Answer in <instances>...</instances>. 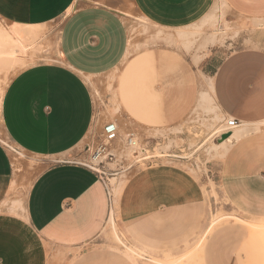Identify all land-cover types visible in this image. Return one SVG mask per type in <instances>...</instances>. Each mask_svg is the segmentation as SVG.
<instances>
[{"label": "crops", "instance_id": "crops-1", "mask_svg": "<svg viewBox=\"0 0 264 264\" xmlns=\"http://www.w3.org/2000/svg\"><path fill=\"white\" fill-rule=\"evenodd\" d=\"M131 1L150 22L166 28L197 22L215 2ZM121 6V0H0V18L11 24L41 26L61 19V60L21 70L2 97L8 138L47 165L30 181L16 173L0 141V264H48L52 248L89 242L113 212L128 235L174 256L187 250L193 233L196 243L208 226L202 229L205 190L180 168L141 172L111 190L110 197L100 174L64 156L94 123L88 80L114 69L126 55L128 27ZM198 67L211 80L220 110L238 122L220 164L236 168L229 194L264 196V172L259 177L253 169L264 168V132L242 129L264 122V48H241L225 56L210 49ZM236 217L243 221L222 222L207 234L198 253L202 264H263V240L250 224L261 219Z\"/></svg>", "mask_w": 264, "mask_h": 264}, {"label": "rangeland", "instance_id": "rangeland-1", "mask_svg": "<svg viewBox=\"0 0 264 264\" xmlns=\"http://www.w3.org/2000/svg\"><path fill=\"white\" fill-rule=\"evenodd\" d=\"M121 2L119 9L128 27L126 55L114 69L88 80L95 100L94 123L64 156L96 165L100 162L95 167L113 193L117 186L128 185L146 170L180 168L205 190L202 229L211 222H216V226L235 220L224 218L226 215L255 216L261 220L254 222L264 224L262 194H229V181L236 168L220 164L231 141L220 145L217 142L222 132L231 129L226 123L230 118L218 107L211 80L198 67L210 49H219L221 56H225L241 48H264V0H215L200 20L180 28L158 26L145 18L131 0ZM60 20L41 26L18 23L24 48L3 44L0 108L4 91L18 72L41 62L61 60ZM0 25L9 30L14 27L1 18ZM214 39L215 44L211 43ZM10 47L14 51L11 56L4 53ZM109 122L115 123L119 131L118 138L106 144L105 153L109 151L112 156L103 153L94 161L93 154L105 142L103 127ZM242 129L264 132V122L243 125ZM128 132H134L136 145L126 144L124 138ZM0 141L10 151L16 173H25L30 181L47 165L43 158L13 144L4 130L1 112ZM142 155L151 156L138 160ZM253 169L257 176L263 175L264 168ZM113 219L114 226L110 227L108 219L89 242L77 247L52 248L48 264H155V259L181 262L190 256L194 263L201 260L198 253L208 226L198 235L196 243L194 233L190 235L193 238L187 250L181 256H174L170 252L158 253L128 235L114 212ZM258 234L264 245V232ZM129 249L135 253H128ZM93 253L95 257L90 259Z\"/></svg>", "mask_w": 264, "mask_h": 264}, {"label": "bare ground", "instance_id": "bare-ground-1", "mask_svg": "<svg viewBox=\"0 0 264 264\" xmlns=\"http://www.w3.org/2000/svg\"><path fill=\"white\" fill-rule=\"evenodd\" d=\"M12 25L14 26L13 28H11L10 30L9 29H6V28H3V27H0V55L3 53V49H1V47L3 46V44L5 43H8L10 46H17L19 48H24V46L22 45L21 46V42H20V32H19V24L18 23H12ZM1 26V25H0ZM216 40H212L211 43H214ZM3 48V47H2ZM13 48L10 47V49H8L7 51L4 50V53H9L10 56L11 55H14L13 54ZM3 57V56H0V58ZM9 58V57H8ZM22 63V62H21ZM228 120V119H227ZM234 128V127H233ZM222 132V131H221ZM223 133H226L228 134V136L224 139L222 138H218V142L217 144H224L226 142H229V141H232L233 139V131L232 129H227L226 131L222 132L221 134ZM216 144V146H218ZM147 156V157H146ZM151 155H142V157L140 156V158L138 160H142V159H146L148 157H150ZM146 157V158H145ZM108 184V183H107ZM109 186V189H110V193H111V188H110V184H108ZM226 217H233V220H239V221H243V219H240L234 215H226L224 216V218ZM215 223L216 222H211V224H209L208 228H207V233L211 232V230L213 229V227L215 226ZM108 224L110 225V227L114 226V219H113V215L110 216L109 218V221H108ZM251 226L257 230L259 233H263L264 232V224H259L257 222H250ZM115 236L117 238H119L118 234H117V231H115ZM135 253L133 250L129 249V252L128 253ZM137 262H135L136 264ZM154 263L155 264H192L194 263L193 262V257L190 256V257H186L184 259L177 261V260H159V259H155L154 260ZM194 264H202V261L199 260V261H196Z\"/></svg>", "mask_w": 264, "mask_h": 264}, {"label": "built area", "instance_id": "built-area-1", "mask_svg": "<svg viewBox=\"0 0 264 264\" xmlns=\"http://www.w3.org/2000/svg\"><path fill=\"white\" fill-rule=\"evenodd\" d=\"M226 123H227L228 128H233V127H236L238 125L237 120H235L233 118L228 119L226 121ZM102 135H103L105 142L103 143V145L99 146V148H97L96 152L93 154L92 158L94 161L97 158H99L103 153H105L107 143H110L111 141H114L115 139L118 138L119 131H118L117 125L113 122L106 123L103 127ZM124 139H125V142L128 146H134L137 144L134 132H128ZM106 153H108L110 156H112L111 152L106 151ZM79 162H82V161H79ZM82 163L85 164L86 166H88L89 168H91L92 170L96 171L98 174H100L98 169L95 167V166H98L100 162L97 163L98 165L93 164V163H86V162H82ZM101 178H102V176H101ZM102 181L106 187V191H107L108 195L111 196L108 184L104 181L103 178H102Z\"/></svg>", "mask_w": 264, "mask_h": 264}, {"label": "water", "instance_id": "water-1", "mask_svg": "<svg viewBox=\"0 0 264 264\" xmlns=\"http://www.w3.org/2000/svg\"><path fill=\"white\" fill-rule=\"evenodd\" d=\"M227 136H228V134L223 133V134L220 136V138L224 139V138H226Z\"/></svg>", "mask_w": 264, "mask_h": 264}]
</instances>
